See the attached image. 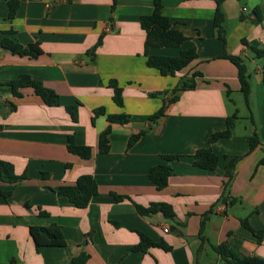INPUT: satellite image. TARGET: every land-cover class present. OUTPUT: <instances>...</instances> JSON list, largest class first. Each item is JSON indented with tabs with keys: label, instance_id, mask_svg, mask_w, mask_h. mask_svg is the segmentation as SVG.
<instances>
[{
	"label": "crops",
	"instance_id": "obj_1",
	"mask_svg": "<svg viewBox=\"0 0 264 264\" xmlns=\"http://www.w3.org/2000/svg\"><path fill=\"white\" fill-rule=\"evenodd\" d=\"M18 1L11 20L7 1L0 0V160L27 179L15 187L0 181L2 190H13L8 198L0 193V264H70L81 255L85 264H228L213 250L224 242L241 256L264 258V240L258 243L241 223L248 218L252 228L264 231L263 60L255 71L258 126L252 115L253 125L245 134H237L235 123L231 137L209 143L213 134L226 130L233 115L227 91L240 92L237 68L221 56L255 58L242 41L264 46V0H244L250 9L240 0L224 1L226 42L214 29V1L163 0L164 14L188 40L179 49H150L149 54L177 56L194 47L198 55L176 77L162 76L147 65L140 21L153 13L152 0ZM6 37L24 48L37 44L42 53L37 58L14 54L2 47ZM193 71L203 74L196 88L179 92L178 100L169 104L171 90ZM21 75L55 91L60 104H44L31 88L19 91L22 98L13 97L6 84ZM112 79L123 89L122 105L113 100ZM165 105L166 117L150 121ZM69 106H78L77 122ZM98 109L105 114L94 116ZM114 115L129 116V122L112 123L108 116ZM108 128L109 151L103 154L99 135ZM142 131L145 135L129 148L131 136ZM255 132L261 144L249 154L247 137ZM70 135L78 146L91 148L89 159L69 152ZM202 148L218 156L215 170L194 166V155ZM164 155L180 159L165 161ZM235 157L243 159L225 188L226 167ZM163 163L172 172L168 185L159 190L149 172ZM83 175L94 177L98 194L80 209L57 190ZM115 196L129 199L117 201ZM153 203L170 205L176 222L161 212L141 215L136 208ZM40 211L48 218H41ZM52 224L60 227L66 246L37 250L29 227ZM140 233L172 249L132 251Z\"/></svg>",
	"mask_w": 264,
	"mask_h": 264
},
{
	"label": "trees",
	"instance_id": "obj_2",
	"mask_svg": "<svg viewBox=\"0 0 264 264\" xmlns=\"http://www.w3.org/2000/svg\"><path fill=\"white\" fill-rule=\"evenodd\" d=\"M8 3V18L14 19L19 9L18 0H6ZM154 3V10L151 15L141 17V27L146 32V42H145V55L147 57V65L150 68L158 70L162 76L165 77H176L178 73L183 72L194 62L198 57L196 53V48L191 47L185 50H181L177 56H156L150 55V49H161V48H173L179 49L188 40V38L174 27L173 23L170 21L169 17L164 14V4L163 0H152ZM215 2V18H214V29L217 37L226 42V29L224 26L225 15L222 10V5L225 0H212ZM116 3V0H115ZM261 19V15L258 11H255ZM245 47H248L254 54L255 59L264 61V46L257 47L249 45L246 40L242 41ZM2 47L11 51L14 54L21 56H28L30 58H37L41 55L42 51L37 44L30 45L24 48L22 45L16 41L6 37L2 41ZM224 59L229 60L238 70V79L240 83V92L243 94L246 103H249L250 96L252 93V83L249 66L239 55H228L223 54L221 56ZM264 65V64H263ZM181 77L178 84L171 90L173 96L169 100V104H173L178 100V93L187 90H193L197 86V79L201 78L203 74L199 71H193L191 74ZM264 84V75H263ZM8 85L12 90V95L15 98H22L23 94L19 92L21 89L31 88L34 91V95L39 97L44 104L48 106H58L60 104L59 96L55 91L45 87L41 82L31 79L28 75H21L19 79L10 81ZM109 86L113 90V100L117 105L123 104V89L119 86L117 80H110ZM166 93V92H165ZM231 90L227 91L229 95ZM151 96H156L157 94H150ZM16 105L11 103V110H14ZM167 106L165 105L157 113L152 115L149 120L155 121L160 118L166 117ZM72 120L74 122L78 121V106L67 107ZM105 114L104 109H98L94 111V116ZM110 122H117L121 124H126L129 122L130 117L126 115H114L108 116ZM238 119L237 113L229 116L227 118L226 130L223 132H218L213 134L209 138V143H215L219 139L228 138L233 135V130L235 128V121ZM111 133V129L108 128L99 135L98 148L100 153H107L109 151L108 138ZM146 132L142 131L140 133L131 136L128 147H132ZM249 143V154L254 151V149L261 144L259 135L255 132L247 137ZM68 150L70 153L80 156L83 159H89L91 157L92 150L88 146H78L75 143L73 135L68 136ZM165 161H176L180 157L178 155H164L162 156ZM194 166L213 171L217 168L219 164V158L215 155L210 148L199 149L194 155ZM243 159V157H235L232 159L225 172V188L230 186L231 181L234 178L236 164ZM264 165V160L261 161ZM172 169L166 164H158L150 169L149 178L151 182L156 186L157 189L161 190L168 185V180L171 177ZM26 175L17 176L14 171V166L4 160H0V181L10 184L13 187L23 180H26ZM13 189V188H12ZM13 190L4 191L0 188V193L5 198L12 195ZM57 194L66 197L76 208L85 209L88 207L91 200L98 194V185L94 177L91 175H83L76 181L73 185H62L58 188ZM117 201H122L124 199H129L128 197L115 196ZM138 212L141 215H149L157 212L163 213V215L176 222V215L172 207L165 203H153L148 207H142L136 205ZM41 218H48L49 214L46 212H39ZM209 217V213L203 215V220L201 222L200 236H202L206 221ZM242 225L248 229L254 236L257 237V242L261 243L264 240V231L256 230L249 224L248 218L241 220ZM30 235L35 243L36 249L39 250L42 247H64L66 246V241L63 233L59 226L52 224L49 226H30ZM232 234H229L231 237ZM140 243L134 246L131 250L146 253L151 248H160L164 251H170L171 246L164 242H155L148 238L144 234L140 233ZM214 252L226 261L228 264H264V258L258 256H241L237 253L235 246L230 242H224L217 246H213ZM86 256L81 255L71 261L70 264H85Z\"/></svg>",
	"mask_w": 264,
	"mask_h": 264
},
{
	"label": "rangeland",
	"instance_id": "obj_3",
	"mask_svg": "<svg viewBox=\"0 0 264 264\" xmlns=\"http://www.w3.org/2000/svg\"><path fill=\"white\" fill-rule=\"evenodd\" d=\"M246 2L244 0H240V5H244ZM248 8H251L250 4H247ZM245 62L249 66L250 73L252 74V93L250 96L249 103L246 105V101L243 97V95L239 92L237 93H231L229 96L227 94L226 102L229 105V109L231 113L233 114L237 113L238 119L236 122V131L237 134H245L247 132V129H250L252 127V115L253 118L256 121V124L258 126L259 123V115H260V109H259V101L257 99V81L255 78V71L258 66H261V63L258 59H250L247 57H243ZM250 104V105H249Z\"/></svg>",
	"mask_w": 264,
	"mask_h": 264
},
{
	"label": "built area",
	"instance_id": "obj_4",
	"mask_svg": "<svg viewBox=\"0 0 264 264\" xmlns=\"http://www.w3.org/2000/svg\"><path fill=\"white\" fill-rule=\"evenodd\" d=\"M245 10H246V9H244V11H245ZM164 231H165L166 233L169 232V228L166 227V228L164 229Z\"/></svg>",
	"mask_w": 264,
	"mask_h": 264
},
{
	"label": "water",
	"instance_id": "obj_5",
	"mask_svg": "<svg viewBox=\"0 0 264 264\" xmlns=\"http://www.w3.org/2000/svg\"><path fill=\"white\" fill-rule=\"evenodd\" d=\"M171 231L172 232H175V228L173 226L171 227Z\"/></svg>",
	"mask_w": 264,
	"mask_h": 264
}]
</instances>
